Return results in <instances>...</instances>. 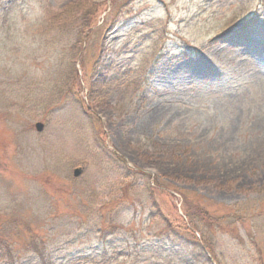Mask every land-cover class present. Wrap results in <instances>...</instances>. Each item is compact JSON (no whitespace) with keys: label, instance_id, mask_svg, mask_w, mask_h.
I'll use <instances>...</instances> for the list:
<instances>
[{"label":"rangeland","instance_id":"rangeland-1","mask_svg":"<svg viewBox=\"0 0 264 264\" xmlns=\"http://www.w3.org/2000/svg\"><path fill=\"white\" fill-rule=\"evenodd\" d=\"M175 190L242 210L191 228ZM0 237V264H264V0H0Z\"/></svg>","mask_w":264,"mask_h":264},{"label":"trees","instance_id":"trees-1","mask_svg":"<svg viewBox=\"0 0 264 264\" xmlns=\"http://www.w3.org/2000/svg\"><path fill=\"white\" fill-rule=\"evenodd\" d=\"M148 187L151 189L153 188L154 186H152L151 184L148 185ZM158 189V188H157ZM174 193H177L179 195V198L181 197L182 199L185 200V203L182 204L181 206V209H183V214L185 215V217L187 219H189V226L191 228L193 227H196V224L195 222H197L196 220H202V222H204L206 225H212L214 223H216V221L219 219V218H223L225 216H228L229 214H231V216L233 217H236V213L235 215L233 214L234 212H240L242 209L241 207L236 204V205H233L231 207H223L222 209L225 210L226 214H221V215H214V214H211L209 209L208 208H204V206L202 205V201L203 199H200L199 197H196V196H193L191 198H186L184 196V193L178 191V190H175ZM172 195V194H171ZM171 197H175L174 195H172ZM216 213V212H215ZM187 223V221H186ZM193 223V224H191ZM194 243H201V241L198 239V238H195L193 239ZM0 251H5V254L8 255L9 252L7 251V245L4 244L1 240V237H0Z\"/></svg>","mask_w":264,"mask_h":264},{"label":"water","instance_id":"water-1","mask_svg":"<svg viewBox=\"0 0 264 264\" xmlns=\"http://www.w3.org/2000/svg\"><path fill=\"white\" fill-rule=\"evenodd\" d=\"M34 128H35V130L37 131V132H41L42 131V129H43V124H41V123H36L35 125H34ZM80 173H81V168L80 167H77L76 169H74L73 170V177H78L79 175H80Z\"/></svg>","mask_w":264,"mask_h":264},{"label":"bare ground","instance_id":"bare-ground-1","mask_svg":"<svg viewBox=\"0 0 264 264\" xmlns=\"http://www.w3.org/2000/svg\"><path fill=\"white\" fill-rule=\"evenodd\" d=\"M235 60V59H234ZM237 60V59H236ZM159 112V111H158ZM156 114H157V110H156Z\"/></svg>","mask_w":264,"mask_h":264}]
</instances>
